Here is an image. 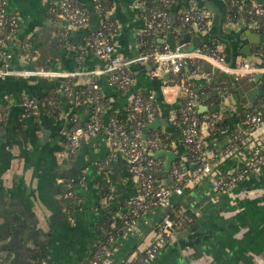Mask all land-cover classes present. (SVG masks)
Listing matches in <instances>:
<instances>
[{
  "label": "crops",
  "instance_id": "obj_1",
  "mask_svg": "<svg viewBox=\"0 0 264 264\" xmlns=\"http://www.w3.org/2000/svg\"><path fill=\"white\" fill-rule=\"evenodd\" d=\"M76 1L90 16L85 26H76L54 13L60 0H9V12L18 16L20 25L8 47V62L12 68L43 69L54 74L0 78V102L5 95L12 101L8 118L0 122V245L12 236L11 232L25 225L33 232L32 242L48 255L52 264H81L89 259L94 244L107 234L106 226L128 209L129 199L139 196L142 189L127 160L112 146L106 133L83 139L78 151L70 152L69 133L77 122L89 121L93 105L89 99L80 103L70 101L63 90L66 83L73 82L76 89H94L98 85L107 112L115 114L125 126L132 121L129 107L133 94H154L158 114L155 119L163 120L155 130L170 136V149L165 150L175 154L171 168L177 163L186 170L195 167L176 120L183 98L180 85L170 83L168 69L160 70L150 61H133L143 54L139 38L147 31L149 20L145 1L105 0L103 7L98 5L101 0ZM195 6L207 13V31L198 30L194 22L185 29L193 36L206 37L204 49L217 51L231 66L245 61L264 63L259 37L264 32L245 20L229 19L227 7L220 0H177L170 7L171 19L177 21L179 15ZM216 14L220 16L218 23ZM109 21L114 24L109 36L117 52L133 61L126 68L135 77L131 89L109 83V74L103 71L106 62L89 43L90 34ZM167 34L168 31L161 39ZM173 35L179 40L183 32L173 31ZM4 61L0 56V65ZM205 62L209 67L210 63ZM56 73L71 75L59 77ZM190 78L201 88L214 81L206 72L192 74ZM252 79L257 81L256 87L264 85L263 73L238 82L246 85ZM222 87L221 91L232 89L221 96L220 130L211 135L208 127H202L204 142L218 159L214 171L217 176L248 161L254 146L264 149V125L250 129L241 119V109L264 107V97L257 95L255 104L247 109L250 102L246 95H240L236 85ZM57 93L60 96L55 103L52 97ZM208 94L213 95L198 101L199 112L207 106L200 113L212 109L213 104L206 99L216 93ZM26 95L40 100L49 98V104L55 107L46 110L43 105L37 114H30L20 103ZM152 153L155 152H148ZM167 158H157L162 159L165 169ZM158 181L171 184L169 173H161ZM71 193L74 197L69 196ZM78 198L82 204L79 209L74 206L79 203ZM171 201L173 207L169 210L185 208L194 216L193 222L167 242L152 264H264V165L232 191L214 188L212 177L206 176L187 184L184 193L173 195ZM108 211L113 212V217H108ZM166 212L165 208L152 207L138 218L133 232L117 237L107 264H123L132 255L142 254L157 238ZM3 254L6 255L5 251Z\"/></svg>",
  "mask_w": 264,
  "mask_h": 264
},
{
  "label": "built area",
  "instance_id": "obj_2",
  "mask_svg": "<svg viewBox=\"0 0 264 264\" xmlns=\"http://www.w3.org/2000/svg\"><path fill=\"white\" fill-rule=\"evenodd\" d=\"M232 3L237 5L236 0H232ZM8 7L9 0H0V56L5 60L0 65V78L7 76H50L54 74L43 69L12 68L8 62V59L11 57V54L8 53V47L13 37L19 32L20 23L18 16L10 13ZM238 8L240 12L255 13L258 16L264 17V8L260 4L252 5L249 9L243 4L239 5ZM54 11V13H57L76 26H85L90 20L86 9L76 0H60L57 11ZM148 18L147 30L149 32H156L162 24H169L172 21L170 14L164 10H154ZM206 18L207 13L204 8L198 6L194 8L190 7L187 13L184 14L182 23L175 26L172 31L181 34L187 24L194 22L198 26V30L205 32L208 27ZM250 23L257 30H260L262 26L258 20H253ZM89 43L95 54L106 62V67L103 71L109 74V83L123 89H131L135 85V77L126 71L127 66L133 61L154 62L160 70L168 69L174 75L181 73L183 66L189 61L198 60L208 61L210 65L212 64L224 73L230 74L236 81H239L241 78H252L256 73L264 74V63L256 65L251 61H245L236 66H231L225 62L224 56L215 50L207 51L203 47H196L190 51L185 44L177 45L175 50H171L168 44H162L161 49L154 48V50L142 54L133 61H128L117 52L112 39L102 27L96 28L90 34ZM70 75L69 73H56V76L59 77ZM99 89L98 85H94V94L88 97L89 101L93 104V112L88 123H77L73 131L69 133V150L72 154L78 151L83 139L96 137L101 132L100 113L104 110V104ZM180 91L185 101L181 108V120L179 124L186 144L190 149L192 163H195V167L192 170H186L181 166L174 165L169 173L171 184H161L155 179L153 170H160L164 163L151 154L147 155L150 150L149 147L147 151L142 148L139 137L142 140L144 132L142 128L147 126L142 120L137 121L138 129L134 134L128 133L116 120H112L111 122L113 128L106 129L105 132L112 146L125 157L131 173L142 186L140 195L129 199L128 209L120 216L123 221L121 227L123 233L120 235L133 232L137 219L143 216L150 208L161 207L167 209V212L159 223L157 238L147 246L142 254L132 255L123 264H152L167 242L178 231L188 226L192 221V217L185 208L168 209L173 207L171 203L173 195H182L187 184L210 176L212 177L214 188L220 191H232L250 174L259 171L264 165V149L260 146H254L248 161L233 166L226 173L217 176L214 171L218 164V159L214 157L212 149L204 142L202 127L206 124L208 129L212 130L214 123L219 120V113L198 115L200 93L186 85H180ZM163 92H167L166 87L163 88ZM73 94L72 88L67 90L68 97L71 98L72 102H75L78 97H72ZM155 100L156 97L152 93L145 95L140 91L135 92L129 107L132 121L141 115H144L149 123L155 120ZM9 101V95H5L3 101L0 102V122L5 121L9 116L11 106L7 104ZM20 103L33 114L39 112L40 106L37 100L29 95L23 96ZM243 123L250 127V129L263 126L264 111L259 110L248 113ZM158 142L157 139L148 140V146H157ZM226 151L228 152L229 148ZM226 151L223 153L224 155H226ZM116 239L117 237L114 234L107 235V238L99 241L96 245L91 258L81 264H107V259L113 251Z\"/></svg>",
  "mask_w": 264,
  "mask_h": 264
},
{
  "label": "trees",
  "instance_id": "obj_3",
  "mask_svg": "<svg viewBox=\"0 0 264 264\" xmlns=\"http://www.w3.org/2000/svg\"><path fill=\"white\" fill-rule=\"evenodd\" d=\"M146 3V7H147V14L148 16L151 14L152 11L154 10H164L167 11L169 14H171L170 12V7L173 3H175L177 0H144ZM221 2L225 3V6L227 7V15L228 18L231 19L232 21H240V20H245L247 22H251L253 20H258L261 23V28L260 32H264V17L263 16H258L255 13L252 14H248L247 12H240L238 6L239 5H245L246 7L251 8L252 4L249 0H236L237 5L232 3V0H220ZM105 0H101L98 2V5L100 7L105 6ZM109 6V5H108ZM184 16V13L182 15L178 16V20L177 21H171L169 24H162L158 30L156 32H149V30L145 31L144 34L139 38V41L141 43V49H142V53H148L152 50H154V48H158L161 49L162 48V44H160L158 42V39L161 38L162 36H164L166 34V32L168 31V29H172L177 26L180 25V23H182V18ZM190 27L189 24L186 25V28ZM102 28L105 30L106 33H111V31H113L114 29V24L109 21V23L106 22V24H104L102 26ZM208 64L203 61V60H198V61H189L186 65L183 66V70L181 73L174 75L172 73H170V83L173 84H179V85H186L189 86L191 88H193L194 90H196L197 92L200 93V100H202V97L205 98L207 96L204 97V95H208V93L210 92H215L216 95L213 98L210 99H206V102H210L213 104L212 109H210L208 112L205 113H200L198 112V115L203 116V115H207V114H211V113H219V104L220 101L222 99L221 95H220V91L221 88L224 84H226L227 88H229L230 86L232 87L233 85L235 86L237 83H239L238 81L234 80V78L227 76L226 74H222L221 72L218 73L216 70L212 69L213 67L210 65L209 67H207ZM212 67V68H211ZM214 70V71H213ZM202 72H206L208 73V75H211L214 79V81H212V83L206 85L204 88L198 87L197 84L195 83L194 80H192L190 78V76L192 74H197V73H202ZM68 85H64V89L65 92L68 89H73L74 94L72 97L77 98L76 100H78V102L74 103H80L83 101H88V97L91 96L92 94H94V89H90L88 86H82L76 89L75 85L73 84V82L70 83H66ZM143 93V92H142ZM145 95H147V93H143ZM31 97L35 98L38 102V104L40 105V107H45L46 110H53L54 109V105L49 104V98L45 99V100H40L38 98H36L35 96L30 95ZM59 96L60 93H57L54 95V97H52L53 99H55V103H57L56 101H59ZM68 99L71 101V98L68 97ZM185 101V98H182V102L180 104V106L177 108V121H178V125L180 126L179 122L181 120V108L182 105ZM102 102L104 104V110L103 112L100 113V123H101V132H106V129H112V120H116L117 123H120L125 130H127L128 133L130 134H134L136 132V130L138 129V120H142V122L146 125L149 124V121L147 120V118L144 115L138 116V118L133 119V121H131L130 125H123V123L116 117L115 114H111L108 113L106 110V102L102 97ZM7 104L11 105L12 101L10 100L9 103L7 102ZM93 105V104H92ZM262 110L264 111V107H261L259 109H250V110H246L243 108L241 109V116H242V122L244 121L245 117L247 116L248 113L250 112H254V111H259ZM28 113H32L29 110ZM92 112H93V106H92ZM33 114V113H32ZM220 114V113H219ZM158 114L155 111L154 113V118H157ZM79 123V122H77ZM88 123V122H87ZM85 123V124H87ZM181 127V126H180ZM221 127V123L220 121H216L214 123L213 129L211 130L212 133L211 135H215L218 134L219 130ZM144 130V128H142V131ZM109 139V137H108ZM139 139L141 140V138L139 137ZM157 139L158 145L157 146H152L149 145V149L153 152L158 151L161 148L164 149H170V136L168 133L166 132H161L160 130H150L149 134H148V140H155ZM187 145V144H186ZM210 149L211 147L208 146ZM149 150V151H150ZM147 155L149 156V154L147 153ZM187 155L190 157V159H192V155L190 153V149L187 146ZM160 161H162V159H158ZM177 166H181L180 163L176 164ZM182 167V166H181ZM162 169V170H161ZM160 170H153L154 172V176L155 179L158 180L159 179V175L163 172H167L170 173L171 170L167 171L165 169V165L162 164V168ZM108 217L111 218L113 217V212L112 211H108ZM173 216V214H172ZM192 217V221L188 224V227H190L189 225H191V223L193 222V217ZM116 221V222H115ZM115 222V223H113ZM112 223H106L108 224L106 226L107 229V234L104 235L102 237V241L107 238V235L110 234H114L116 237H118L122 232L121 227L123 225V221L121 219V217L119 218H114V221ZM95 250V248H94ZM93 250V252H94ZM93 254V253H92ZM92 256V255H91ZM90 256V258H91Z\"/></svg>",
  "mask_w": 264,
  "mask_h": 264
},
{
  "label": "water",
  "instance_id": "obj_4",
  "mask_svg": "<svg viewBox=\"0 0 264 264\" xmlns=\"http://www.w3.org/2000/svg\"><path fill=\"white\" fill-rule=\"evenodd\" d=\"M257 4H260L261 6H263L264 8V0H254ZM211 10H213L212 6H210L208 4V6ZM220 16L219 14H216L215 15V23L217 22L218 23V20H219ZM196 28L198 29V26H196ZM257 35V34H256ZM260 39H261V44L262 46L264 47V34H261L259 35ZM205 39L206 37L204 36H201V35H191L187 32L186 29L183 30V36L181 39L177 40L174 35H173V31L172 29H168V34L166 36L165 39H161L159 38L158 39V42L160 44H168V46L170 47L171 50H175V47L179 44H185L186 46H188V50H193L195 49L196 47H204V45L206 44L205 42ZM248 48H250V45L248 46ZM245 52H248V50H246ZM250 53V52H249ZM157 65V64H156ZM263 77H264V74H263ZM195 81V80H194ZM257 81L252 79V80H249L246 85H240L239 83L236 84V87L238 89V92L240 93L241 96H247L248 100H249V105L245 106V108H251L255 102H256V96L259 95V96H262L264 97V85H261L259 87H256ZM255 86V87H253ZM252 88L251 91H245L244 89L246 88ZM232 88L230 89H227V92L231 91ZM234 92H236L235 90H233ZM227 92L226 91H221L220 92V95L221 96H225L227 95ZM211 95L213 94H208V95H204L205 96H208L210 97ZM207 110V106L204 105L201 109H200V112H203ZM163 122V120H153L152 122H150L145 128H144V132H143V136H142V142H141V146L144 150H148V144H147V141H148V134H149V131L150 130H154V129H157L159 128L160 124ZM204 127H207L206 124L203 125ZM73 129L70 131L72 132ZM152 156H154L155 158H161L163 155H166L168 158H167V161H166V169L169 170L171 168V165H172V162L175 158V154L171 151H167L165 150L164 148H161L160 150H158L157 152L155 153H152L151 154ZM23 225V224H22ZM2 247V246H0Z\"/></svg>",
  "mask_w": 264,
  "mask_h": 264
},
{
  "label": "flooded vegetation",
  "instance_id": "obj_5",
  "mask_svg": "<svg viewBox=\"0 0 264 264\" xmlns=\"http://www.w3.org/2000/svg\"><path fill=\"white\" fill-rule=\"evenodd\" d=\"M69 196L74 197L72 193ZM77 201L79 202V198ZM81 205L79 202L74 206L79 209ZM32 233L31 228L25 225L16 229L15 232H11L10 235L12 236L5 239L2 247H0V264H52L47 260L48 255L43 254L44 251L32 242ZM98 243L99 241L94 244V248ZM2 249L6 253L5 256Z\"/></svg>",
  "mask_w": 264,
  "mask_h": 264
},
{
  "label": "rangeland",
  "instance_id": "obj_6",
  "mask_svg": "<svg viewBox=\"0 0 264 264\" xmlns=\"http://www.w3.org/2000/svg\"><path fill=\"white\" fill-rule=\"evenodd\" d=\"M216 71H218V70H216Z\"/></svg>",
  "mask_w": 264,
  "mask_h": 264
}]
</instances>
